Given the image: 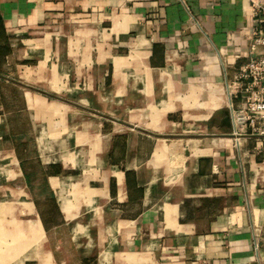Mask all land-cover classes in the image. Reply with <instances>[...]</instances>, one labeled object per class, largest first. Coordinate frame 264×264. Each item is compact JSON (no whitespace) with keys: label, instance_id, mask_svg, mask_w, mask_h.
<instances>
[{"label":"crops","instance_id":"obj_1","mask_svg":"<svg viewBox=\"0 0 264 264\" xmlns=\"http://www.w3.org/2000/svg\"><path fill=\"white\" fill-rule=\"evenodd\" d=\"M250 5L0 0V264H61L63 226L81 263L264 264V137L226 88ZM21 112L61 223L30 202Z\"/></svg>","mask_w":264,"mask_h":264},{"label":"built area","instance_id":"obj_2","mask_svg":"<svg viewBox=\"0 0 264 264\" xmlns=\"http://www.w3.org/2000/svg\"><path fill=\"white\" fill-rule=\"evenodd\" d=\"M252 26L247 57L226 88L230 98L238 99L240 107H232L234 133L249 130L264 137V0H251Z\"/></svg>","mask_w":264,"mask_h":264},{"label":"rangeland","instance_id":"obj_3","mask_svg":"<svg viewBox=\"0 0 264 264\" xmlns=\"http://www.w3.org/2000/svg\"><path fill=\"white\" fill-rule=\"evenodd\" d=\"M32 91L39 92L41 95H48L49 97L54 98V95L44 94L38 90L31 88ZM3 93L5 94L6 104L10 108V111L15 110L17 106L20 107L21 95L20 91L16 87H4L2 88ZM22 113V112H21ZM25 115L20 119L16 120L17 125L20 128H23L26 133L21 135L22 142L28 148L24 153L28 165L26 169L28 172V191L30 194V202H32L37 208L42 210L44 217L48 218L49 225H54L56 223H61L58 216H55L53 209H55V203L52 190L47 183V173L45 167L39 163V158L37 154V149L34 145V128L31 118L28 117L27 113H22ZM8 185V182H5ZM12 187L21 186L19 179L11 183ZM15 205H18L14 202ZM46 212H45V211ZM49 226V228H50ZM70 227L63 226L56 230H51L48 234L50 241V247L54 250V254L57 256V259L61 264H88L81 263L79 251L80 248H75V245L72 241ZM79 243V242H78ZM91 262V260H90Z\"/></svg>","mask_w":264,"mask_h":264},{"label":"trees","instance_id":"obj_4","mask_svg":"<svg viewBox=\"0 0 264 264\" xmlns=\"http://www.w3.org/2000/svg\"><path fill=\"white\" fill-rule=\"evenodd\" d=\"M0 22H1V17H0ZM0 26H1V24H0ZM53 211H54V213H55V209H53ZM42 220H43V222H44L45 224H48V223H49V220H48V218H46V217H44V219L42 218Z\"/></svg>","mask_w":264,"mask_h":264}]
</instances>
